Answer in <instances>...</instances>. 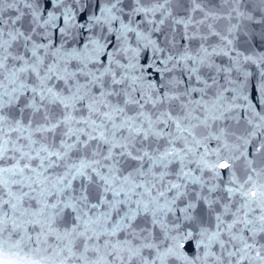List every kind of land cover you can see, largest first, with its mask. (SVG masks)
<instances>
[{
  "label": "snow or ice",
  "instance_id": "6c2138e0",
  "mask_svg": "<svg viewBox=\"0 0 264 264\" xmlns=\"http://www.w3.org/2000/svg\"><path fill=\"white\" fill-rule=\"evenodd\" d=\"M0 264H264V0H0Z\"/></svg>",
  "mask_w": 264,
  "mask_h": 264
}]
</instances>
